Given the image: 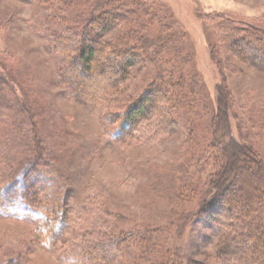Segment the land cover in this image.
Returning <instances> with one entry per match:
<instances>
[{
    "label": "rangeland",
    "instance_id": "rangeland-1",
    "mask_svg": "<svg viewBox=\"0 0 264 264\" xmlns=\"http://www.w3.org/2000/svg\"><path fill=\"white\" fill-rule=\"evenodd\" d=\"M120 2L125 18L106 40L132 28L165 43L157 44L161 56L131 70L125 91L115 96L128 105L140 103L141 94L158 85L157 75L176 69L182 88L168 119L151 112L137 118L129 135L112 139L105 109L71 88L50 46L47 27L63 6L0 0V72L18 101L9 98L11 110L0 112V178L9 171L1 161L19 115L27 133L23 144H41L47 164L42 169L49 179L31 189L61 191L70 215L58 248L36 241L33 214L30 222L0 217V253L9 264H70L61 251L90 212L117 216L125 231H160L157 254H164V264H220L212 213L199 217L203 202L216 192L214 176L225 157L227 164L234 161L231 174L246 169L249 149L264 164V71L239 57L223 26L233 21L264 29V0H145L146 12L132 1ZM167 91L171 99L175 91ZM157 254L131 245L115 264H154Z\"/></svg>",
    "mask_w": 264,
    "mask_h": 264
},
{
    "label": "trees",
    "instance_id": "trees-1",
    "mask_svg": "<svg viewBox=\"0 0 264 264\" xmlns=\"http://www.w3.org/2000/svg\"><path fill=\"white\" fill-rule=\"evenodd\" d=\"M52 1L59 2L63 11L50 19L46 34L50 46L62 61V76L86 102L105 109V121L109 124L112 139L129 135L137 124V118L147 117L156 111L159 119H168L171 111L177 110L176 93L180 95L182 88L178 69L157 75L158 85L151 84L141 94L140 103L128 105L118 98V94L125 91L131 70L143 64L144 60L151 61L161 56L157 54H162L164 49L157 44L159 41L165 43L162 39L141 37L132 28L115 39L106 40L108 33L117 28L118 21L125 18V13L121 11L124 10V2ZM128 1L146 12L145 0ZM115 9H119V13ZM223 26L226 27L227 41L239 57L264 71V29L233 21L223 22ZM257 59L262 62H257ZM1 74L0 112L11 110L10 100L18 105V101H14L11 84ZM167 89L175 91L171 99H168ZM6 91L10 92L11 97ZM156 104L159 106L155 107ZM16 120L18 122L8 130L1 161L9 171L0 178V217L27 222L35 220V217L36 241L46 247L58 248V241L63 240L70 223L69 209L61 191L47 195L40 194L38 189H31L33 183L41 189L40 185L49 179L42 169L47 165L42 156L44 150L37 141L34 146L23 144L24 135H27L26 132L24 134L25 124L19 115ZM228 148L226 146L224 150ZM35 152L36 155H33ZM244 152L248 164L246 162V169L237 173L231 174L234 161L230 165L225 157L222 170L214 176L216 192L203 202L199 212V217L212 213L209 215L213 221L212 227L218 234L215 252L220 264H264V164L255 151L249 149ZM122 222L107 212L101 216L90 212L83 225L76 230L74 239L68 240L67 247L61 251L62 261L70 264H115L131 245L141 253H158L162 236L160 231L129 232L122 228ZM5 255L0 253V264L11 261L6 260ZM161 257L160 260L156 257V264H164L163 253ZM152 261L150 259L149 263Z\"/></svg>",
    "mask_w": 264,
    "mask_h": 264
}]
</instances>
